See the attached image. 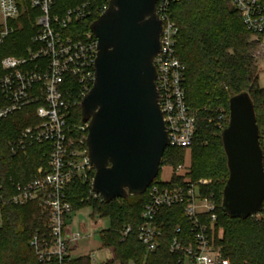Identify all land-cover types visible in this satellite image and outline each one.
I'll return each instance as SVG.
<instances>
[{
  "label": "built area",
  "instance_id": "built-area-1",
  "mask_svg": "<svg viewBox=\"0 0 264 264\" xmlns=\"http://www.w3.org/2000/svg\"><path fill=\"white\" fill-rule=\"evenodd\" d=\"M178 1L158 0L157 14L164 22V30L161 50L154 63L159 103L169 136L167 147L190 149L195 140L197 114L187 104L186 67L176 54L179 27L169 17L171 4ZM229 3L240 13L248 31L256 38L264 35V0H229ZM108 6L109 3L98 9L99 17ZM27 8L39 11L33 37L37 48L25 57L10 55L2 59L4 74L0 88L6 104L0 107V121L27 106L38 105V122L10 140L9 149L12 156H18L37 147L45 163L35 169L30 180L17 181L13 177L4 179L0 161V226L8 205L39 202L47 213V221L43 230L35 232L30 245L40 263L66 264L73 243L81 237L68 223L73 212L68 188L75 179L89 182L92 188L96 173L85 146L87 124L72 121L77 99L73 97L70 79L78 82V95L84 98L95 82L98 39L91 29L79 34L72 29L77 22L90 18L94 11L89 2L61 10L56 0H0V45L21 27L19 17ZM255 56L264 68V37ZM189 171L190 163L186 161L172 169V173L184 176L183 182L171 183L170 177L155 179L150 184L145 192L147 203L141 222L136 228L138 239L148 252L156 250L163 238L158 223L160 213L180 205L190 221L192 240L181 242L174 237L170 241L171 252L181 255L179 263L230 264L214 244L217 203L202 190L208 180L185 177ZM133 231L134 226L126 224L121 233L126 237ZM180 231L178 227L177 232ZM90 259L92 264H102L95 252Z\"/></svg>",
  "mask_w": 264,
  "mask_h": 264
},
{
  "label": "trees",
  "instance_id": "trees-1",
  "mask_svg": "<svg viewBox=\"0 0 264 264\" xmlns=\"http://www.w3.org/2000/svg\"><path fill=\"white\" fill-rule=\"evenodd\" d=\"M56 1L61 10L84 2L90 3L93 15L77 22L72 29L79 34L91 29V24L99 18L98 9L110 0ZM38 14L36 9L24 10L19 17L21 27L0 45V79L4 74V57H25L30 45V51L37 48L33 37L37 32L35 21ZM169 17L179 27L176 54L186 67V99L191 110L197 114V130L190 149L166 148L156 180H161L162 171L169 169L171 183L183 182L184 176L172 173V169L186 162L187 154L192 151L194 156L190 171L185 177L192 180L202 176L214 178L213 184L202 189L204 194L211 196L217 203L214 244L230 264H264V205L259 214L246 218L232 217L222 209L223 192L229 178L222 132L229 123L222 125L219 118L222 115L220 107L228 106L229 114L232 96L249 92L254 102L261 146L264 149V88L259 84L261 64L255 56L264 35L253 37L243 24L240 13L230 6L229 0H180L171 4ZM70 80L73 97L77 99L72 109V121L80 125V104L83 98L78 95V82ZM5 104L6 99L0 88V107ZM37 106H27L0 121V161L5 180L10 177L17 181L30 180L35 169L45 163L37 147L28 154L18 156H12L9 149L10 140L16 138L25 127L38 122ZM196 153L205 155L209 161L204 163ZM91 190L89 182L75 179L68 188V199L73 210L90 205L94 211L112 218V229L101 232L104 248H110L112 256L102 264H180L181 255L171 252L169 243L174 237H178L181 242L192 240L190 221L182 206L162 210L158 223L163 238L156 250L148 252L136 233L147 203V193L125 199L117 198L107 203ZM46 221L47 213L39 202L23 206L8 205L0 226V264H42L30 241L36 231L44 229ZM126 224H132L134 231L123 237L121 232ZM178 227L181 228L180 232H177ZM66 264L92 262L90 256H70Z\"/></svg>",
  "mask_w": 264,
  "mask_h": 264
},
{
  "label": "water",
  "instance_id": "water-1",
  "mask_svg": "<svg viewBox=\"0 0 264 264\" xmlns=\"http://www.w3.org/2000/svg\"><path fill=\"white\" fill-rule=\"evenodd\" d=\"M157 3L110 0L91 24L98 39L95 82L80 107L96 170L92 191L107 203L145 194L169 144L154 63L164 30ZM229 106L222 132L229 169L222 209L246 218L264 205V149L249 92L232 96Z\"/></svg>",
  "mask_w": 264,
  "mask_h": 264
},
{
  "label": "rangeland",
  "instance_id": "rangeland-1",
  "mask_svg": "<svg viewBox=\"0 0 264 264\" xmlns=\"http://www.w3.org/2000/svg\"><path fill=\"white\" fill-rule=\"evenodd\" d=\"M30 46L27 49V52L30 51L31 49ZM259 84L261 87L264 88V68L263 67H261V70H260ZM219 110L222 113V115L219 116L221 124L222 125H224L225 123L228 124L229 118H230V111H229V114L227 113L228 106L220 107ZM262 143L264 144V137L262 138ZM191 152L192 151H190L189 154H187L186 156L188 159L187 163H190V165H191V159L194 156V153L193 152L191 153ZM196 154L200 155V158L199 157L198 158L200 160H203L204 163H207V161H209V159L205 155H201L200 153H196ZM166 172H167L166 169L162 171L163 179L166 178ZM202 178H205L208 180V185H211L214 182L213 177L202 176ZM68 223L73 227L74 232L81 233V237L78 238L77 241L73 243V248L71 252V256L73 258L90 256L93 252H95L98 261H100L101 263H104L112 256V250L104 248L102 234H101L102 231L112 229L113 227V221L109 215L100 214L99 212L94 211V209L90 207V205H88V206L80 207V208H77L76 210H73L68 220ZM82 224H85V226L87 227L88 229L87 232H84V233L82 232V227H81Z\"/></svg>",
  "mask_w": 264,
  "mask_h": 264
},
{
  "label": "crops",
  "instance_id": "crops-1",
  "mask_svg": "<svg viewBox=\"0 0 264 264\" xmlns=\"http://www.w3.org/2000/svg\"><path fill=\"white\" fill-rule=\"evenodd\" d=\"M166 179H170V170L169 169H166ZM165 174V173H164ZM81 227H82V232L84 233V232H87L88 231V229H87V227L85 226V224H82L81 225ZM73 248V247H72ZM106 249H110V248H106ZM72 252V251H71Z\"/></svg>",
  "mask_w": 264,
  "mask_h": 264
}]
</instances>
